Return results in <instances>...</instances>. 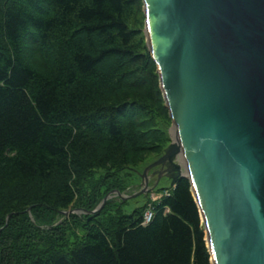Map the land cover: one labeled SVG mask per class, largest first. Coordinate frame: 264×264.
Here are the masks:
<instances>
[{"label":"trees","instance_id":"trees-1","mask_svg":"<svg viewBox=\"0 0 264 264\" xmlns=\"http://www.w3.org/2000/svg\"><path fill=\"white\" fill-rule=\"evenodd\" d=\"M143 19L142 0H0V264H212L185 176L146 223L142 205L91 212L77 240L53 224L122 189L86 185L95 170L132 169L170 141Z\"/></svg>","mask_w":264,"mask_h":264},{"label":"water","instance_id":"water-1","mask_svg":"<svg viewBox=\"0 0 264 264\" xmlns=\"http://www.w3.org/2000/svg\"><path fill=\"white\" fill-rule=\"evenodd\" d=\"M142 8L176 137L129 196L150 189L155 166L151 188L162 175L171 184L187 177L211 263L264 264V0H142ZM113 190L121 195L109 190L90 211Z\"/></svg>","mask_w":264,"mask_h":264},{"label":"rangeland","instance_id":"rangeland-1","mask_svg":"<svg viewBox=\"0 0 264 264\" xmlns=\"http://www.w3.org/2000/svg\"><path fill=\"white\" fill-rule=\"evenodd\" d=\"M141 22H142V18H141ZM143 22H144V19H143ZM141 27L142 29L144 28V23L141 24ZM162 125H163V128L169 134L170 139H172L173 135L171 131L172 129L171 120L168 122H163ZM156 157L157 156H155V154L148 155L145 158V160L138 163L135 168L142 171V169L148 163L154 160ZM154 168L155 167L150 169L149 174ZM106 175L107 174L101 169L95 170L94 173L90 176V179H88L85 184L88 186L89 185L91 186L92 184L97 185V184H101L102 179L103 180L113 179L114 181L122 182L123 184V187L121 186L122 189H119L117 186L112 187V188L119 189V191L124 196L131 194L133 192H136L142 187L140 177L138 173H136L133 169L120 170L110 176H106ZM156 179H157L156 174H153V175L150 174L148 184L152 185L154 181H156ZM100 187L102 186L100 185ZM170 187H171L170 178L163 175L158 179L157 184L151 191L150 189L148 191L147 190L145 191V192H148L147 194L138 193L135 196L125 197L123 199L121 198V196H119L116 193L115 190H113L109 193L108 198L105 200V202L101 205V207L98 210H102L103 212L101 214L102 216H104L103 215L104 213L107 214L110 211L111 212L117 211L116 210L117 206H120L121 211L128 213L137 206H142V205L145 206L146 203H149L150 196H156V197L157 196L160 197V195L162 196L163 194H165L166 190H168ZM102 198L96 204L94 208H96L97 206L101 204ZM80 206L81 204L78 205L75 202L71 203L69 207L65 209V210H68V213L67 214L62 213L58 215L57 220H55L53 223V224H59V223L65 222L64 223L65 226L63 227V229L66 230V232L73 230V233H70L68 236L71 240H77L85 233L83 229L84 223H88L91 218L90 215L88 214H92V213L79 208Z\"/></svg>","mask_w":264,"mask_h":264},{"label":"built area","instance_id":"built-area-1","mask_svg":"<svg viewBox=\"0 0 264 264\" xmlns=\"http://www.w3.org/2000/svg\"><path fill=\"white\" fill-rule=\"evenodd\" d=\"M152 209L150 207L146 208L143 214L144 221H149L152 217Z\"/></svg>","mask_w":264,"mask_h":264},{"label":"bare ground","instance_id":"bare-ground-1","mask_svg":"<svg viewBox=\"0 0 264 264\" xmlns=\"http://www.w3.org/2000/svg\"><path fill=\"white\" fill-rule=\"evenodd\" d=\"M171 131H172L173 138L175 139L176 136H175L174 129L172 128Z\"/></svg>","mask_w":264,"mask_h":264}]
</instances>
